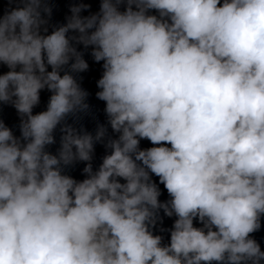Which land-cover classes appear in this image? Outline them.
<instances>
[{
	"label": "clouds",
	"instance_id": "clouds-1",
	"mask_svg": "<svg viewBox=\"0 0 264 264\" xmlns=\"http://www.w3.org/2000/svg\"><path fill=\"white\" fill-rule=\"evenodd\" d=\"M18 3L0 17V102L21 132L0 121V264H261L250 234L264 215V0H101L47 35L45 0ZM71 41L103 61L96 96L119 133L79 182L61 166L90 162L107 129L66 123L89 108L71 74L88 64ZM45 88L47 109L33 114ZM159 209L177 217L167 246L150 230Z\"/></svg>",
	"mask_w": 264,
	"mask_h": 264
},
{
	"label": "water",
	"instance_id": "water-1",
	"mask_svg": "<svg viewBox=\"0 0 264 264\" xmlns=\"http://www.w3.org/2000/svg\"><path fill=\"white\" fill-rule=\"evenodd\" d=\"M47 6L51 8V15L49 16L46 13H41L42 17L47 21L46 25H43L41 28V34L47 35L51 34V32L67 23V18L72 15L70 9L79 4H86L88 7L81 11V17H87L93 14H97L100 11L101 0H45ZM223 2V0H221ZM22 4L18 3V0H14V2L9 3V0H0V17H3L6 13L11 11L16 7H22ZM127 5L126 3H122L119 6V10L121 12L125 11ZM134 10H135V6ZM149 15H156L159 18V12L155 9L148 10ZM168 19V18H165ZM170 22V20H169ZM47 27L48 32L44 33L43 28ZM69 37L78 35L77 32L70 31L67 34ZM74 47H76L77 51L81 52L83 55V59L88 64V69L79 73H71L76 78L80 87L88 93L86 98V103L89 105V108L86 112L78 113L75 117L69 116L66 120V123L71 124L78 131H87L93 135H95L97 127L99 125H103L107 129V133L103 142H96L94 144V152L92 154V160L90 162L85 161H75L74 163L68 166L62 167V174L68 175L72 177L76 181H82L87 178V174L83 172V169L87 165V163H91L93 172L98 171L100 165L103 162V158L111 153V149L105 147V143L109 138L117 139L119 133H115L110 124L108 123V117L105 113L106 103L102 100H99L96 96V93L100 91L97 87V81L101 78L103 74V61L96 62L92 55V46L85 48L82 44H77L75 41H71ZM71 63V62H70ZM10 69L7 65L0 63V75L7 73ZM19 70V67L17 68ZM47 70L51 71V66H47ZM69 71V66H64L61 70V75L65 72ZM51 92H49L46 88L41 90L40 92V102L33 108V114H37L39 112L45 111L47 109V104L49 98L51 96ZM0 121L12 130L13 135L17 138L21 137L20 132V116L17 113L16 109L10 104L0 102ZM60 127L54 131V139L55 143L46 146L45 151L58 155V151L60 149L61 136L62 133L60 131ZM23 142V141H22ZM149 140L141 139L139 148L141 150L148 149L154 147ZM170 147V145H166ZM140 163V162H137ZM150 181L158 187L160 191V196L158 197L161 203L168 202L171 197L169 196L167 189L164 187L162 183H160L159 177L155 174L149 173ZM120 183H126L123 178H117ZM157 220L155 225H150V230L153 235H159L162 237V246L170 245L171 240V230L173 229V225L177 217L175 215L169 217L166 216L163 209H159L157 211ZM194 227L200 228L203 227L202 223L198 218L193 221ZM260 228L259 230L250 234V238L254 239L260 246L261 251H264V215L260 218ZM212 264H218V262H212ZM261 264H264V261H261Z\"/></svg>",
	"mask_w": 264,
	"mask_h": 264
}]
</instances>
